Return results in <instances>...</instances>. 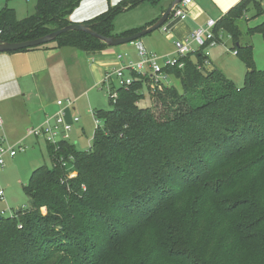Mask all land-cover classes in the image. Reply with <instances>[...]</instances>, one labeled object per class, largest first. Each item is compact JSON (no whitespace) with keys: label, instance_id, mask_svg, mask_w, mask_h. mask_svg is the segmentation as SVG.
<instances>
[{"label":"trees","instance_id":"1","mask_svg":"<svg viewBox=\"0 0 264 264\" xmlns=\"http://www.w3.org/2000/svg\"><path fill=\"white\" fill-rule=\"evenodd\" d=\"M81 1L37 0L23 19L4 6L0 40L63 28ZM146 1L159 2L123 0L86 23L104 36L133 35L146 26L116 35L114 19ZM262 5L241 0L214 29L246 66L242 86L208 68L201 48L182 67L163 68L182 90L133 72L112 107L95 111L102 124L88 150L47 143L51 167L34 169L23 186L30 207L0 214V264H264V70L239 26L251 10L263 15ZM256 31L264 36V20L247 29ZM63 47L110 46L72 30L16 52Z\"/></svg>","mask_w":264,"mask_h":264},{"label":"crops","instance_id":"2","mask_svg":"<svg viewBox=\"0 0 264 264\" xmlns=\"http://www.w3.org/2000/svg\"><path fill=\"white\" fill-rule=\"evenodd\" d=\"M121 1L123 0H82L69 15V20L71 23L87 22L106 12L110 6H114ZM172 1L159 0L158 3H152L151 1L141 3L152 4V8L155 7V11H153L151 17L147 20L139 24L126 26L123 32L142 28L152 23L161 17ZM240 1L193 0L186 6L187 16L185 18L179 19L173 17L169 19L165 26L160 28L161 31L156 30L144 36L145 38L141 42L150 52L157 54L159 57H171L176 51V40L189 36L197 26L205 23L210 18L218 20ZM262 2L264 1L262 0ZM67 48L70 51H67ZM207 48L202 50L206 57L205 65L208 68L211 65H214L213 68H219L216 66V63L220 57L212 58L208 54V51H205ZM77 50L74 48L70 49V47H63L0 53V114L4 119V136L8 143L17 144L23 142L24 144L29 138L27 137L26 130L29 127L42 123L47 115H54L59 108L57 100L68 98L72 99L74 104L67 110V120L72 122L74 116L78 115L80 117V121L74 123L70 133L71 139L72 137L76 139V137L80 136L81 130L83 132L86 131L81 115L88 112L94 119L90 110L96 111L103 108V106H100L96 109L91 107L86 109V106H82L81 108L83 110L78 113L79 105L77 101L84 95L88 98L90 93L99 86L104 88L103 83L106 73L118 67L121 63L118 59V54H125L122 60L123 64L139 60L134 43L126 46L124 49H120V47H109L103 50L87 52ZM68 60L76 62V65L78 64L79 66L78 69L81 70L83 75L85 73L91 75L90 86L85 88V90L76 92L78 79H69V71L66 66ZM222 71L224 72V70ZM76 73L80 77L78 70ZM78 86H80V82ZM65 88H72L71 91L73 94H64L66 92L64 91ZM95 103L100 105L96 100ZM36 141L37 144L39 139L36 138ZM71 143L73 144V141ZM24 146L27 147L26 145ZM18 153L14 157H17ZM14 157H11V159ZM0 185L3 184L0 183ZM5 185L7 188L10 187L9 183ZM0 190H3L5 193V189L1 186Z\"/></svg>","mask_w":264,"mask_h":264},{"label":"rangeland","instance_id":"3","mask_svg":"<svg viewBox=\"0 0 264 264\" xmlns=\"http://www.w3.org/2000/svg\"><path fill=\"white\" fill-rule=\"evenodd\" d=\"M262 3V6L264 8V2ZM36 4L37 0H0V10L4 6L15 8L14 10L16 12L17 18L23 19L29 15H32L36 11ZM154 9L155 7L152 8V4L144 3L138 7L136 6V8L121 12L115 17L116 19H114L115 27L113 33L116 35L121 34V32L125 30L126 26L139 24L140 22L147 20L151 17L153 11H155ZM255 15L256 11L251 10L239 23V26L244 32L241 37V43L252 45L256 66L258 69L264 70V36L260 31L253 32L251 34L247 33V29L249 27H254L264 20V14L256 17ZM247 18L248 20L246 21ZM157 31H161V29H158ZM144 38L145 37L141 38L140 40L142 41ZM220 38L221 42H218V44L213 47H208L205 51H208V54L212 58L220 57L217 60L216 66L221 70H224L225 74H227L236 83L237 86H242L244 83L246 66L242 59L234 53L233 41L231 37L226 32H223ZM130 44L131 43H126L117 47H120V49H124ZM195 49L198 50V47H196V45ZM67 51H70L69 48H67ZM81 55L83 54L81 53ZM175 56L176 51L175 54L171 56V58H174ZM66 66L68 67L69 71V79H78V82L76 84V92H78L79 90H85V88L90 86V81L92 79L91 75L87 73L83 75L81 70L78 69L79 66L78 64L76 65V62L68 60ZM213 66L214 65H211L209 68H213ZM77 70L80 77H78V74L76 73ZM171 79V84L174 83L178 89L182 90L180 80L173 77ZM79 82L80 86H78ZM110 82L113 86H115L114 89L117 90L119 86L116 83V78L112 77L110 79ZM71 90L72 88H65L64 91L66 92L64 94H73ZM147 99L148 96L145 99H142L139 105L143 107L148 106L150 104V100ZM95 100L99 102L100 105L96 104ZM77 104L79 105L78 113L83 110L81 108L82 106H86V109L90 107L96 109L100 106H103V108L105 109H110L112 107L110 104L109 91L106 88H101L100 86L95 88V90L90 93L88 98L85 95L81 97L77 101ZM81 117L83 123L85 124L86 131L83 132L81 130L80 136L76 137V139H74V137H72L71 139L70 136L69 141H73V144L78 150H88L92 145L94 132L96 130V124L92 115L88 112H86L84 115L82 114ZM27 137H29L28 140H26L24 144L22 142L23 145L27 146V149L23 152H19L17 157H14L12 159L11 157L8 158L9 155H6L5 166L0 167V183L3 184L0 186L5 189L6 194V199L0 200V211L5 210V212L2 214L3 217L12 216L17 209L25 210L30 207V200L27 194L24 192L23 185L28 182L29 177L32 174L31 172L35 168L42 165L51 167L52 165L51 158L48 152L47 142L43 138H38L39 142L36 144V137L28 135ZM74 140L76 141V143ZM31 141H33V143H31ZM6 183H9L10 187L7 188L5 185Z\"/></svg>","mask_w":264,"mask_h":264},{"label":"built area","instance_id":"4","mask_svg":"<svg viewBox=\"0 0 264 264\" xmlns=\"http://www.w3.org/2000/svg\"><path fill=\"white\" fill-rule=\"evenodd\" d=\"M192 1L193 0H182V2L176 6L169 19L173 17L179 19L185 18L187 16L186 6ZM216 25L217 20L210 18L205 23L197 26L189 36L176 40V56L174 58H161L157 54L150 52L141 40L134 41L133 43L136 46L139 60L123 64L122 60L124 59L125 54H118V59L121 63L118 67L113 68L106 73L103 87L109 91L111 98L116 100L118 93L117 90L114 89L115 86L110 82L112 77L116 78L118 86L130 85L134 81L132 75L133 72H138L143 75L150 74L154 85H159L160 87L164 83H170L169 75L163 68L175 65L182 67L184 64L183 62H180L179 59L189 53L196 52L195 45L199 50L201 48L213 47L217 45L218 42H221L220 37L223 31H221L217 37L214 31ZM234 52L237 53L236 51ZM57 104L59 106L58 111L54 115H47L42 123L29 127L27 129L28 136L43 138L47 143L55 146L58 145L60 141L69 140L73 125L80 121V117L78 115L74 116L72 122L68 121L66 118L67 110L74 104L72 99H59L57 100ZM90 112L93 114L96 128H98L102 124V121L96 117V112L94 110L91 109ZM25 150L26 147L22 142L17 144L8 143L4 136V119L0 114V166H5L6 155L14 157L19 151L21 152ZM0 200H5V193L3 190H0ZM4 212L5 211L2 210L0 214L2 215Z\"/></svg>","mask_w":264,"mask_h":264},{"label":"water","instance_id":"5","mask_svg":"<svg viewBox=\"0 0 264 264\" xmlns=\"http://www.w3.org/2000/svg\"><path fill=\"white\" fill-rule=\"evenodd\" d=\"M181 2L182 0H173L172 3L165 9L161 17H159L151 25L146 26L145 28L141 29L140 31L136 32L133 35L104 36L96 32L95 30H93L89 23L72 22L63 28L57 29L50 34H47L39 38L19 41V42H8V41L0 40V53L1 52H16V51H19L25 48L37 47V46H40V45H43V44H46V43H49L55 40L57 36H59L60 34L64 32L72 31V30L85 31L93 35L94 37L98 38L100 41L106 43L110 47H117L122 44L133 43L134 41L140 40L144 36L162 28L168 22L176 6L179 5Z\"/></svg>","mask_w":264,"mask_h":264}]
</instances>
